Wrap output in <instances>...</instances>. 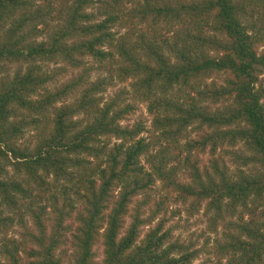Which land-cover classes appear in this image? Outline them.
<instances>
[{
	"label": "clouds",
	"instance_id": "obj_1",
	"mask_svg": "<svg viewBox=\"0 0 264 264\" xmlns=\"http://www.w3.org/2000/svg\"><path fill=\"white\" fill-rule=\"evenodd\" d=\"M65 3L70 7L74 0H31L33 10L43 13L36 24L37 32L42 34L32 36L26 43L49 42V34L63 23L60 13ZM145 6L146 0H90L84 13L97 18L78 23L84 27L104 23V34L111 39L96 44L95 54L76 56L75 65L62 55L36 60L34 64L0 62V81L9 83L20 67L21 75L26 74L29 66L40 69L39 76L45 82L26 99L36 104L51 94V113L70 110L66 123L77 125L73 136L89 124L104 129L89 136L83 151H73L45 143L51 137L45 132L44 123L33 122L30 113L9 116L3 129L10 133L11 126L17 125L20 131L0 139V153L6 154L0 155V180L39 182L44 178L55 189L58 174L65 177L59 183L65 184L72 175L78 179L81 172H87L96 183L95 190L88 191H94L97 199L102 185L109 182L110 187L100 199L91 248L85 250L76 243L75 258L84 260L87 251V264H109V253L121 243L125 244L126 258L161 237L163 241L152 252L160 256L167 251L168 261L264 264V193L247 187L256 181L264 183V153L243 134L248 125L236 115L240 101L230 74L215 69L200 74L184 72L179 81L172 79L165 86L149 87L148 82L157 79L154 74L161 71V66L144 51L154 37L153 29L139 23L138 14ZM236 6L243 34L259 59L264 54V0H236ZM101 12L105 14L100 15ZM109 16L115 19L109 20ZM10 27L4 25L2 32ZM180 31L182 26L175 24L156 37L163 49L166 70L183 66L175 52L168 50L175 47V33ZM133 32L137 36L144 33L145 40L135 39ZM133 39L137 44L136 63L128 64L117 52L120 45L127 46ZM165 39L167 45L163 43ZM63 43L71 49L75 41L66 39ZM21 50L27 56V49ZM205 51L208 57L219 61L215 51ZM99 54H104V58ZM260 80L264 81V74ZM259 88L256 84L255 91ZM65 89H69L66 94ZM84 96L92 102L93 113L80 107ZM169 102L181 111L164 108ZM259 103L264 105V96ZM9 148L28 158H13ZM50 151L56 153V159L67 161L62 173L47 163H35L40 157L47 160ZM129 153L135 154L132 168L116 167L123 164ZM113 171L116 179L112 177ZM125 195V207L117 210V202ZM73 199L78 201V213L86 208L93 211L85 203L92 199L90 195ZM54 207H48L43 230L37 228L26 206L0 207V219L12 218L11 223L0 224V264H39L41 257L30 258L28 253H42L44 248L52 247L54 239L58 245L53 248V260L71 264L75 242L64 239ZM62 210L67 214V209ZM40 240L43 245L38 243ZM185 256L187 260L182 259Z\"/></svg>",
	"mask_w": 264,
	"mask_h": 264
},
{
	"label": "trees",
	"instance_id": "obj_2",
	"mask_svg": "<svg viewBox=\"0 0 264 264\" xmlns=\"http://www.w3.org/2000/svg\"><path fill=\"white\" fill-rule=\"evenodd\" d=\"M89 3L90 0H74L70 7L65 3L60 13L63 20L62 25L52 30L47 44H36L34 40L31 43H26V41L36 34H42L38 33L36 28L37 22L43 16L42 10H33L31 0H0V32L4 25H11L7 32L0 34V62L13 64L31 61L34 64L36 60H48L62 55L75 65L76 56L95 54V45L105 39H111V37L105 36L104 23L88 27L78 23L80 20L92 21L97 18L95 15L84 13V8ZM102 14L100 13V15ZM138 15L139 23L148 24V27L154 31L152 43L146 44L144 51L152 61L161 66V71L154 74L157 79L148 82L149 87H155L158 84L165 86L167 81L172 79L179 81L184 72L200 74L212 69L227 72L230 74L235 94L240 101L236 115L248 125L243 134L249 138L253 147L264 153V105L259 103L260 98L264 96V81L260 80V75L264 74V54L258 59L254 46L244 36L240 18L237 15L236 0H191V2L189 0H146V6L141 9ZM113 19H115L114 16H109V20ZM175 24H180L182 31L175 33V47L168 50L175 52V55L183 62V66L179 69L166 70L163 49L156 43V37L163 34L162 27L166 29ZM156 29L161 31L157 32ZM206 32H212L213 35L208 36ZM132 36L141 42L145 40L144 33L137 36L133 32ZM66 39L75 41L71 49H68L63 43ZM135 39L129 40L127 46L122 44L118 48L117 54L128 64L136 63L137 44ZM163 43L167 45V39ZM22 48L27 49V56L24 55ZM205 49L215 51L220 56L219 61L208 57ZM99 55L101 59L104 58V54ZM22 71V67L17 69L11 83L7 80L0 81V139L9 136L10 133L15 134L20 131V127L17 125L11 126L10 133L3 129V125L7 124L8 117L18 112L30 113L33 122L42 121L44 123L45 132L49 133L51 137L50 139L46 138L45 143L73 151H83L86 148L85 141L89 136L104 131L102 127L89 124L87 129L77 132L73 136V129L77 125L66 123L70 110L64 109L55 114L51 113L50 105L53 102L51 94L36 104L26 99L29 93L34 92L45 82L39 76L40 69L29 66L26 74L21 75ZM256 84L260 85L259 91H255ZM68 91L69 89H65V94ZM91 103L87 96H84L81 98L80 107L87 108L89 113H93L94 108L91 107ZM163 107L172 112L181 111V109L174 108L171 102L164 104ZM108 110L110 111V109ZM96 123H99L98 119ZM9 151H13V158L17 155H20L21 159L28 158L23 154H18L12 148H9ZM0 155L6 156L5 153H0ZM134 155V153L127 154L123 164H116V167H122V170L132 168ZM55 157L56 153L50 151L47 153V160L40 157L35 163H47L62 173L67 161ZM79 163V161L76 162L77 167ZM101 175L103 176L104 173ZM112 177L116 179L115 171H113ZM64 179L62 174H58L56 180L58 187L55 189L44 178H40L39 182L36 180L21 182L14 178L0 180V207L6 205L9 209H17L22 205L26 206L25 210L31 213L37 228L43 230L45 228L44 216L48 212V207L55 206L56 222L65 233L64 239L67 241L66 235L70 231L71 241L75 242L72 245L74 259L71 264H87V251L84 252V260L75 258L76 243H79L85 250L91 248L94 221L100 211V199H103L110 183L105 182L102 185L100 199H97L94 191H88L89 188L95 190L96 183L95 180H90L87 172H81L78 179L72 175L71 179L65 181V184H60V180ZM68 184H71L72 187L69 188ZM247 187H254L258 193H264V183L260 181ZM86 195L92 197L85 203L93 211L88 212L86 208L78 213V201L73 197L83 198ZM127 200L128 196L125 195L117 202L116 209H123ZM62 209H67V214ZM69 219L73 220L72 225L66 224ZM11 222V217L0 219V224ZM112 226L115 232V214ZM163 239L161 237L160 241L150 242L147 248L126 258L124 257L125 244L121 243L118 248L109 253V264H180L179 261H168L167 251L160 256H156L152 252V249L158 247ZM38 243L43 245L44 241L40 240ZM57 245L58 241L54 239L52 247L44 248L43 252L39 254L33 250L28 255L30 258L39 255L41 257L39 264H63L62 260H53L52 258L53 248ZM182 259L187 260L188 257L185 256Z\"/></svg>",
	"mask_w": 264,
	"mask_h": 264
},
{
	"label": "rangeland",
	"instance_id": "obj_3",
	"mask_svg": "<svg viewBox=\"0 0 264 264\" xmlns=\"http://www.w3.org/2000/svg\"><path fill=\"white\" fill-rule=\"evenodd\" d=\"M103 12H101V14H102ZM102 15H104V14H102ZM144 25H147L148 26V24H144ZM162 29H165L164 27H162ZM67 221H72V223H73V220H71V219H69V220H67ZM72 223H66L67 225H72ZM66 238H67V241L68 240H70L71 241V232L69 231L68 233H67V235H66ZM63 255H66V253H62Z\"/></svg>",
	"mask_w": 264,
	"mask_h": 264
}]
</instances>
